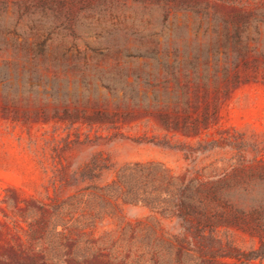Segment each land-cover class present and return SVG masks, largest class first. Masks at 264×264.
<instances>
[{
    "label": "rangeland",
    "instance_id": "obj_1",
    "mask_svg": "<svg viewBox=\"0 0 264 264\" xmlns=\"http://www.w3.org/2000/svg\"><path fill=\"white\" fill-rule=\"evenodd\" d=\"M255 250L264 0H0V264Z\"/></svg>",
    "mask_w": 264,
    "mask_h": 264
},
{
    "label": "trees",
    "instance_id": "obj_2",
    "mask_svg": "<svg viewBox=\"0 0 264 264\" xmlns=\"http://www.w3.org/2000/svg\"><path fill=\"white\" fill-rule=\"evenodd\" d=\"M109 3H114V0H107ZM197 1L199 0H141L142 3H145V2H153V3H156V4H161L162 6H167L168 4L170 3H176V4H179V5H184V4H193V3H197ZM206 2V0H203ZM59 4L61 6H64L66 4V0H58ZM73 3V1L71 2ZM244 260L246 262H251V261H255V260H264V252H258V250L256 251H251L249 253V255H246L243 257Z\"/></svg>",
    "mask_w": 264,
    "mask_h": 264
}]
</instances>
